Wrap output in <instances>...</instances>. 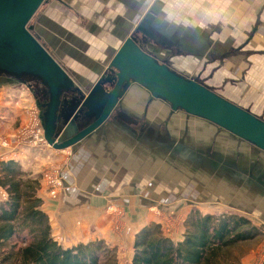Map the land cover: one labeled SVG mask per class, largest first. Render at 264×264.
<instances>
[{"label":"crops","instance_id":"crops-1","mask_svg":"<svg viewBox=\"0 0 264 264\" xmlns=\"http://www.w3.org/2000/svg\"><path fill=\"white\" fill-rule=\"evenodd\" d=\"M70 12L74 13V32L81 29L99 39L95 47L89 46L88 39L84 40V34L79 33V43H64L63 47L56 49L49 46L77 84L95 82L120 44L135 32L141 39L154 41L156 44L152 49L170 48L175 41L176 47L170 48L171 53L177 56L185 54L182 59L187 57L198 62L205 59L203 70H209L208 67L213 65L206 66L207 63L218 61V73H229L227 71L248 61L249 66L237 69L234 78L227 79V75L218 78V86L221 82L226 84L225 94L216 91L264 116V0H64V3L53 0L39 16L51 17L57 26H61ZM179 17H184L186 22L178 21ZM103 19L110 22L106 28L100 25ZM175 19L177 21L173 24ZM44 35L47 37L42 36V39L53 40L49 34ZM78 54L84 57L79 64L72 65L70 60ZM165 56L159 57L169 60V56ZM76 67L81 71L75 70ZM213 74L211 70L208 76ZM30 83L32 85V80L9 82L0 74V154L4 155L2 162L12 160L29 175L40 176L38 196L42 199V209L50 218L54 237L66 247L102 239L119 250L120 264H131L136 234L146 226V220L153 217L147 211L157 206L166 211L175 210L177 215L180 213L181 206L171 208L173 203L165 205L170 195H165V201L160 200L158 194L161 192L155 190L157 185H161L159 179L163 171V157L158 155L160 146L170 149V155L175 158L174 167L179 166L188 173L191 179V184L185 186L188 193L205 172L218 178L224 171L222 168L232 171V167L238 166L235 162L229 164L227 157L219 154L201 132L191 136L188 123L196 117L182 111L173 112L168 107L166 116L160 119L163 104L150 101L149 96L141 97L135 90L129 94L130 89L114 113L113 122L90 138L64 150L49 144L44 147L27 146L17 139V131L28 120L34 105L37 106L34 87H30ZM210 88L215 87L210 84ZM128 95L129 100H126ZM37 112L40 114L39 110ZM178 115L183 119H178ZM201 120L205 130L214 125ZM177 121L184 122L180 134H174L168 127L169 123L173 126ZM214 126L238 144L244 142ZM147 148L153 149L152 158L142 157ZM146 162L155 164L148 178L146 168L151 164ZM253 164L256 162L248 167L249 174L243 178L244 182L250 188L259 184L261 189H258L264 191V167ZM48 166L62 170L63 189L56 198L50 195L41 173ZM195 167L199 173L190 175ZM233 178H242L241 171L234 172ZM250 179V184H247ZM145 186L148 193H153L147 194ZM7 198V191L0 186V201ZM158 201L161 204L156 205ZM111 204L124 206L127 212L120 218L126 223L120 231L113 228L116 217L107 212ZM179 234L166 235L177 241L183 237ZM259 249L251 250L238 264H264V254L259 253Z\"/></svg>","mask_w":264,"mask_h":264},{"label":"water","instance_id":"water-1","mask_svg":"<svg viewBox=\"0 0 264 264\" xmlns=\"http://www.w3.org/2000/svg\"><path fill=\"white\" fill-rule=\"evenodd\" d=\"M51 1L0 0L1 78L13 83L38 80L44 86L45 103L34 94L50 146L59 150L73 147L111 124L128 90L137 85L151 98L167 103L173 112L206 120L264 153L262 117L198 78L173 69L167 60L145 49L135 32L125 38L85 94L32 22L39 17L41 7ZM222 169L232 173L227 167Z\"/></svg>","mask_w":264,"mask_h":264},{"label":"rangeland","instance_id":"rangeland-1","mask_svg":"<svg viewBox=\"0 0 264 264\" xmlns=\"http://www.w3.org/2000/svg\"><path fill=\"white\" fill-rule=\"evenodd\" d=\"M72 5L70 6L71 7L70 9L73 8L74 5L73 6ZM93 7H95V9L97 8L96 3H94ZM45 8H46V5L41 7L40 12H42ZM62 10H64V8ZM47 15H49V13H47ZM73 16H74V13L70 12V14L66 16L65 24L61 26L59 25L57 26L53 18L51 17L48 18L47 16V19H46L44 15L39 16L38 18H34L32 22L34 21L36 30L40 34L41 37L42 36L47 37L46 35H44L45 33L53 37V40H52L53 43L52 41L46 40L45 37H43L44 38L43 42L48 45L50 44L49 46L53 47L54 49L58 48L59 46L63 47L64 43H72V44L79 43L77 41V37L79 36L81 37L79 33L84 34L82 36L84 40L88 39L89 46L91 45L95 47L97 43L99 42L98 37L87 34L83 32L81 29H77V27H76L77 29L76 32L78 34L73 31L74 29V25H73L74 23L72 22ZM177 20L181 22H186L184 17H179L177 18ZM177 20L176 19L173 20L172 23L175 24ZM109 23H110L109 21H106V19H103L100 25L103 28H106V25L108 27ZM71 31H72V35H71ZM62 35H64V37ZM155 44L156 43L154 41H147V42L142 43V46H144V48L147 47L148 49L153 50V52L156 55H159L160 57H163V55L169 56V60L167 62L172 66L173 69L189 77L190 76L196 77L203 84L208 85L210 83L215 87L212 89H215L224 94L226 93L224 91L226 84L223 85V82H221V85L218 86L219 81H220V79L218 78L227 75L225 76L227 77V79H232L235 77L234 75L235 72L240 70V68L244 69L249 66L248 61L247 62L245 61L237 65L238 70L236 68L234 69L232 68L230 71H227L229 73H226V71H221L219 74L218 72L220 71V69L219 70L216 69L217 68L216 64H218V61L213 62V63H207L206 66L210 64H213V65H210L208 67L210 68L209 70H207L206 68L203 70L205 62H206L205 59H201V61L198 62L195 59L189 60L187 57L182 59V57L185 54L181 56H177L176 54L171 53L172 49L170 48L176 47L175 41H173V46H171L170 48H167V47L157 48L156 47L157 49L156 48L152 49L153 45ZM80 55L81 54H78L76 58H72V60H70V63L72 65L76 63L79 64L80 63L79 61L82 60V58L84 57L83 55L81 56ZM186 59H188V61ZM211 59H210V62H211ZM107 66L104 67V69L107 68ZM75 70H79V68L76 67ZM211 70H212V74L214 73L213 75L215 76V77L212 76L213 78L208 76ZM210 78H211V81H210ZM213 79H216L217 81H213ZM95 82H92V83L86 82L83 85L77 84V86H82L83 89L85 90V94H87L88 90L89 91L91 90ZM215 82L218 84H216ZM210 84L208 85L209 87H210ZM132 90H135L136 94L141 97L148 96V93L139 86L135 85L131 89V91ZM129 94H132V93H129ZM231 95H233V93H231ZM126 100H129V95L127 96ZM159 103L161 105L163 104L161 106L162 109H161V115H160V119H163L167 114L168 106L163 102L159 101ZM34 109H35V113H37L36 111L38 110H37L36 105H34ZM34 109L30 110L28 120H26L25 123L20 125V127L18 128L17 139H19V141L21 142L24 141V139L31 134L30 130H32L31 128L33 127L34 121L35 120L37 121L36 119L37 115L34 114ZM37 114L40 118V114L39 113ZM260 117L264 119V116H260ZM177 118L183 119V117L179 115L177 116ZM173 119H176V116H173ZM190 120L191 121L188 123L189 124L188 126L190 127L191 136L195 135L196 133L201 132L200 134H203L205 136L209 144L212 143L214 145V148L219 152V154L222 155L223 153L227 157V161L229 162V164L235 162L236 164H238V166L232 167L233 174L220 172V177L217 176L219 179L205 172L203 176H199V179L195 181L193 189L190 191V193H188L186 191V187L191 184L190 182L191 179L188 178V173L182 171L181 167L179 166L174 167V165H176V163H173V160L175 158H173L170 155L169 153L170 149L166 148V146H160V148H158V153L160 154L158 155L163 157V162H162L163 171H162L161 179H159L160 180L159 184L161 185H157V188L155 190L157 191L160 190L161 192V195L158 194L159 199L161 198L164 200L166 198L165 197L166 194L170 195L168 196V199L170 200L167 202H164L165 205H168V204L171 205L173 203V206H171V208H173L174 205L181 206V208L178 207L180 208V213H178L177 215L175 214V210L166 211V210L159 209L156 205L161 204V202L159 203L158 201L154 209L152 210L150 209L151 211L150 210L147 211V214L151 213L153 217H150L146 220L147 222L146 225L150 223H158L162 226V229L166 234L174 233V236H175L180 233L179 235H182L184 234V231H185L184 223L189 213L193 211V209L194 210L196 209V210H199L203 214L211 213V214L220 215L222 213H228V214L243 215V216L250 218L256 226L264 227V193H263L264 191L259 190L257 187L255 188H252V186L251 188L247 187L243 179L249 174L248 167L252 165L253 162H256V164H253L254 166L258 165L262 168L264 167V153H262L261 151H254L253 148L245 142H240L238 144L231 137H229L226 133H224L222 130L220 129L219 131L216 130L217 127H215L214 125L213 126L211 125L209 128L205 130L202 125V120L199 118H193ZM168 127L169 129H171L173 133L178 132V134H180V132L184 129V122L177 121L176 123L173 124V126H172V123H169ZM197 137L200 138L199 136ZM5 145H7V143H5ZM152 153H153V149L147 148L146 151H144V155L142 157L146 156L147 158L148 157L152 158L153 157ZM240 156H242V158H240ZM146 163H149V162H146ZM48 168H50V172L54 176L59 177L61 181V185L59 186V188H57L55 194L52 193L51 189L49 190L50 195L53 198H56L59 195L60 191L63 189L62 170L58 168L59 170L56 171V168H57L56 166H50V167L48 166V167H44L41 173ZM154 168H155V164H151L150 168H146L147 178L150 172ZM191 171L192 172L189 173L190 175L192 174L196 175V173H199L196 167L192 168ZM236 171H241L242 178H239V179L233 178L234 172ZM215 174L217 175L218 172H215ZM42 176H43V173H42ZM196 183L198 184L196 185ZM200 187H203V188H200ZM144 189L147 192L146 186ZM177 191H179L178 194L175 193ZM149 193H153V192L149 191ZM149 193L147 192V194ZM108 211L111 212V214L116 217L115 224L113 225L114 230H118V231L122 230V228L125 227L126 223L123 222V220H121L120 218H122L127 213L126 210L124 209V206L123 207L115 206V204L114 205L111 204L107 212ZM258 248H260L259 253L262 252L264 254V235L259 236L258 238L252 240L248 244H238L232 249L233 250L232 255L239 256L240 260L238 261V263H241V258L243 256H245L251 250L258 249ZM117 254L119 255V250H117Z\"/></svg>","mask_w":264,"mask_h":264},{"label":"trees","instance_id":"trees-1","mask_svg":"<svg viewBox=\"0 0 264 264\" xmlns=\"http://www.w3.org/2000/svg\"><path fill=\"white\" fill-rule=\"evenodd\" d=\"M0 186L8 194L0 201V264H120L117 249L105 240L66 247L54 237L38 196L40 176L9 160L0 165ZM184 227L177 241L158 223L143 227L135 237L131 264H238L232 249L264 235V227L246 216L196 209Z\"/></svg>","mask_w":264,"mask_h":264},{"label":"built area","instance_id":"built-area-1","mask_svg":"<svg viewBox=\"0 0 264 264\" xmlns=\"http://www.w3.org/2000/svg\"><path fill=\"white\" fill-rule=\"evenodd\" d=\"M37 113H35V110H34V114L37 115V118H36L37 121L36 120L34 121L33 127L31 128L32 130H30L31 134L24 139V142L26 143L27 146H31V147L48 146V142L44 136V129H43L42 123L40 121L41 119L39 118ZM3 159H4V155L0 154V164L3 161ZM58 170L59 169L56 168V171H58ZM42 173H43V178H44L46 184L49 186V189H51L52 193L55 194L57 188H59V186L61 185L60 178L57 176H54L50 172V168L44 170ZM59 173H60V171H59ZM3 195H5V194H3Z\"/></svg>","mask_w":264,"mask_h":264},{"label":"flooded vegetation","instance_id":"flooded-vegetation-1","mask_svg":"<svg viewBox=\"0 0 264 264\" xmlns=\"http://www.w3.org/2000/svg\"><path fill=\"white\" fill-rule=\"evenodd\" d=\"M63 3H64V1H62ZM61 2V3H62ZM49 4V3H48ZM48 4H46V5H48ZM131 34H133V33H131ZM138 38H139V40H141V42L142 43H144V42H147L148 40H145V39H141V37L139 36V35H137V34H135ZM150 41V40H149ZM122 44V43H121ZM120 44V45H121ZM151 45V44H150ZM120 47V46H119ZM144 47V46H143ZM145 49H147V50H150V49H148L147 47L145 48ZM150 51H153V50H150ZM166 60V59H165ZM168 61V60H167ZM135 85H132L131 87H130V93H131V89L134 87ZM137 86V85H136ZM32 87H34V91L36 92V94L38 95V97H39V100H40V102L41 103H45V99H46V95H45V88H44V86L38 81V80H33L32 81ZM143 89V88H142ZM146 91V90H145ZM147 92V91H146ZM128 93V92H127ZM148 93V92H147ZM148 96H149V99H150V101H153V102H155V101H160V102H163V103H165L164 101H161V100H158V99H155V98H151V95L148 93ZM169 108H170V106L167 104V103H165ZM122 105V104H121ZM148 106V105H147ZM38 110H39V108H38ZM40 111V110H39Z\"/></svg>","mask_w":264,"mask_h":264}]
</instances>
